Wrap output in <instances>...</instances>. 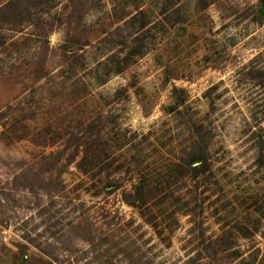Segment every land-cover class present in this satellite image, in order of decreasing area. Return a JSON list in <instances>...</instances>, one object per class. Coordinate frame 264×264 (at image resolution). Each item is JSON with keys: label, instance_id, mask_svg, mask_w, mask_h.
Masks as SVG:
<instances>
[{"label": "rangeland", "instance_id": "1", "mask_svg": "<svg viewBox=\"0 0 264 264\" xmlns=\"http://www.w3.org/2000/svg\"><path fill=\"white\" fill-rule=\"evenodd\" d=\"M0 9V264H264L260 0Z\"/></svg>", "mask_w": 264, "mask_h": 264}, {"label": "trees", "instance_id": "2", "mask_svg": "<svg viewBox=\"0 0 264 264\" xmlns=\"http://www.w3.org/2000/svg\"><path fill=\"white\" fill-rule=\"evenodd\" d=\"M260 3L262 6H264V0H260ZM1 10V9H0ZM2 46L4 45V43H1ZM261 56V54H259L255 59L252 60V62H254L255 60L259 59ZM196 137H197V142H198V149H194L191 153V155L193 156L192 158V164H195L197 162H200L199 164L195 165L192 167V171H193V175L194 177H200L203 176L204 174H206L208 172V170L210 169V167H208V149H207V145L205 142V137H204V132H203V127L202 126H198L196 128V133H195ZM30 173V174H29ZM22 177L26 178L25 184H24V189L26 190H36L35 189V183L37 180H42L41 175L38 174V176H36V180L35 183L33 182L34 180L31 179L30 175H31V171L29 169H24L23 173H22ZM18 178V177H17ZM41 182V181H39ZM51 192V191H49Z\"/></svg>", "mask_w": 264, "mask_h": 264}]
</instances>
